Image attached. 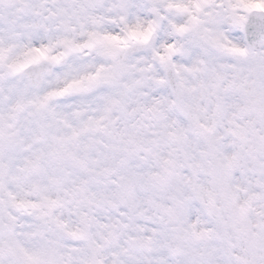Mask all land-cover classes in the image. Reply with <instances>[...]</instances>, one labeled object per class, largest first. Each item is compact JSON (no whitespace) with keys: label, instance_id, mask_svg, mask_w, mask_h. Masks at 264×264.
Instances as JSON below:
<instances>
[{"label":"clouds","instance_id":"clouds-1","mask_svg":"<svg viewBox=\"0 0 264 264\" xmlns=\"http://www.w3.org/2000/svg\"><path fill=\"white\" fill-rule=\"evenodd\" d=\"M0 264H264V0H0Z\"/></svg>","mask_w":264,"mask_h":264}]
</instances>
